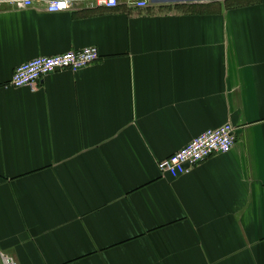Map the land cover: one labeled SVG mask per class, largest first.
<instances>
[{
  "label": "crops",
  "instance_id": "crops-1",
  "mask_svg": "<svg viewBox=\"0 0 264 264\" xmlns=\"http://www.w3.org/2000/svg\"><path fill=\"white\" fill-rule=\"evenodd\" d=\"M97 63L14 88L16 66ZM236 143L178 177L209 128ZM0 250L17 264H264V0L0 10Z\"/></svg>",
  "mask_w": 264,
  "mask_h": 264
},
{
  "label": "built area",
  "instance_id": "built-area-1",
  "mask_svg": "<svg viewBox=\"0 0 264 264\" xmlns=\"http://www.w3.org/2000/svg\"><path fill=\"white\" fill-rule=\"evenodd\" d=\"M81 0H0V10L5 8L28 9L42 7L49 13L69 11ZM93 5L107 8H117L127 4L137 8H146L150 0H87ZM96 46L66 51L54 56H40L16 66L10 85L14 88H35L44 78L57 70L77 72L90 67L100 58ZM236 143L235 128L230 123L216 128H209L193 138L171 156L158 162V169L163 175L178 177L186 174L198 164L212 156L224 155L230 152ZM11 255L0 250V264H17Z\"/></svg>",
  "mask_w": 264,
  "mask_h": 264
}]
</instances>
